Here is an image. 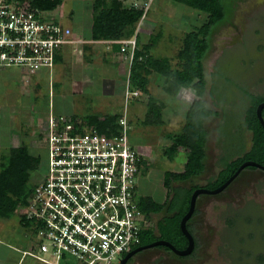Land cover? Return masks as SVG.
Listing matches in <instances>:
<instances>
[{"label":"rangeland","instance_id":"obj_1","mask_svg":"<svg viewBox=\"0 0 264 264\" xmlns=\"http://www.w3.org/2000/svg\"><path fill=\"white\" fill-rule=\"evenodd\" d=\"M3 1L32 6V0ZM96 1L61 0L55 10L45 11L49 23L71 29L73 34L72 44L56 50L53 69L0 68V172L8 166L13 150L24 145L42 161L32 172L31 183L42 179L47 164L43 135L46 125L39 119H47L50 110L71 119L104 120L121 117L126 107L130 139L147 160L138 193L164 203L171 195L164 185L165 173L183 172L188 160L187 148L179 147L172 156L167 152L174 144L171 136L183 130L195 92L188 88L176 95L168 94L164 77L149 68L135 69L128 53L119 59L114 57L119 50L110 51L109 42L94 41V20L106 9H97ZM145 2L150 3L147 16L135 25L129 39L136 38L138 47L144 48L150 59H167L173 70L180 69L178 54L185 35L201 26L206 15L170 0H126V7ZM223 4L226 19L215 27L204 60L205 101L214 112L205 123L209 139L206 170L193 181L175 183L174 187L205 186L223 169L224 159H235L251 148L252 133L246 128L245 117L251 106L249 95L264 97V0H224ZM157 34L160 38L154 41ZM106 68H110L109 74ZM120 72H125L121 84ZM114 73L120 79L113 86ZM104 84L109 89H103ZM238 133L247 139L246 149L237 147ZM196 208L198 213L191 226L199 248L194 259L184 262L181 257L157 252L151 262L264 264L263 171L244 169L223 192L201 195ZM21 209L19 204L15 211L18 216L0 219V236L12 245L23 243L20 238H24L33 247L38 233L33 235L21 222ZM161 216L149 217L147 228L156 229ZM152 252L137 254L133 264H144V258ZM61 264L77 261L66 257Z\"/></svg>","mask_w":264,"mask_h":264},{"label":"built area","instance_id":"obj_2","mask_svg":"<svg viewBox=\"0 0 264 264\" xmlns=\"http://www.w3.org/2000/svg\"><path fill=\"white\" fill-rule=\"evenodd\" d=\"M3 2L0 68L53 69L56 50L73 42L72 30L49 23L45 12L27 4ZM134 9L145 19L150 3L134 4ZM110 43L133 60L136 38ZM45 125L46 172L32 184L20 212L30 232L38 233L36 249L26 254L44 264H60L66 257L78 264H120L149 229L138 193L145 158L130 139L126 115L115 132L102 133L51 110Z\"/></svg>","mask_w":264,"mask_h":264},{"label":"trees","instance_id":"obj_3","mask_svg":"<svg viewBox=\"0 0 264 264\" xmlns=\"http://www.w3.org/2000/svg\"><path fill=\"white\" fill-rule=\"evenodd\" d=\"M174 3L182 4L188 8L200 11L206 15V20L199 26L187 32L183 40V47L178 54L180 69L173 70L169 60H152L146 50L138 47L134 53L135 69L149 68L166 80L165 91L168 94L176 95L181 89L192 88L195 98L186 113L185 124L180 134L171 136L173 146L167 152V156H172L179 147L187 148L189 156L185 169L181 173L167 171L164 175V185L170 189L171 195L164 203H158L150 197H140L139 206L146 217L160 214L164 211L168 216L157 223L156 229H145L140 238L141 247L145 244L154 243L157 240H166L177 249L185 250L188 247V239L182 233L181 221L190 209V202L193 193L200 189L216 190L223 186L247 161H254L264 166V127L262 126L257 108L264 103V97L249 95L251 106L245 117V125L252 133V146L248 152L243 153L235 159L223 160V169L219 171L215 179L210 180L205 186H173L175 183H187L203 175L206 170L208 133L205 123L210 115L206 105L205 96L207 92V78L204 60L210 50V37L215 27L226 19L224 0H170ZM61 4V0H32V8L43 12L55 10ZM96 8L102 6L106 8L94 20L93 40L117 42L129 39L135 25L142 19L143 11L134 7H124L121 0H97ZM160 38L157 34L154 41ZM119 47L115 43L111 45ZM138 77L134 76V80ZM154 107V106H153ZM216 114V113H215ZM264 117V110H263ZM120 118V117H119ZM119 118H109L98 120L91 118L82 120V124L96 126L102 133L115 132L118 128ZM76 117L72 119L75 121ZM147 160L142 159V172L147 166ZM42 161L39 157L30 154L29 148L21 146L13 150L8 166L0 172V218L9 219L14 214L19 204L25 205L33 192L31 183L32 172ZM251 171L259 170L254 167L246 168ZM147 171V170H146ZM196 209L189 220L187 227L191 233L194 229L191 226L192 220L197 216ZM25 227L30 228V222L23 220ZM197 243V244H196ZM198 241L195 239V248ZM136 249V248H135ZM133 249V250H135Z\"/></svg>","mask_w":264,"mask_h":264},{"label":"water","instance_id":"obj_4","mask_svg":"<svg viewBox=\"0 0 264 264\" xmlns=\"http://www.w3.org/2000/svg\"><path fill=\"white\" fill-rule=\"evenodd\" d=\"M263 110H264V103L260 104V106L257 108L258 118H259L262 126L264 127ZM249 167H254V168L259 169V170L264 172V166L260 165L257 162H254V161H247L244 164H242V166H240V168L237 170V172L220 188H218L216 190H208V189L200 188V189L196 190L193 193V196H192L191 202H190V209H189L188 213L184 216V218L181 221L182 233L185 235V237L188 239V242H189L187 249L178 250L170 242L164 241V240H160V241L154 242L152 244L136 248L135 250H133L132 252L127 254L125 256V258L121 261L120 264H127V262L131 258H133L135 255H137L138 253H140V252H142L144 250H147L149 248L158 247V246L168 247L169 249L174 251L178 256L185 257V256L191 255L194 252V249H195V238L190 233V231L188 230L187 224H188L189 220L191 219V217L193 216V214H194V212L196 210L198 198L201 195H206V194L216 195V194H219V193L223 192L227 187H229L237 179V177L240 175V173L244 169L249 168Z\"/></svg>","mask_w":264,"mask_h":264},{"label":"crops","instance_id":"obj_5","mask_svg":"<svg viewBox=\"0 0 264 264\" xmlns=\"http://www.w3.org/2000/svg\"><path fill=\"white\" fill-rule=\"evenodd\" d=\"M121 1H122L123 5H125V7H126V0H121ZM100 43H102V45H104V42H100ZM110 44L111 43H109V45ZM113 46L114 45L112 44L111 49H109L110 51L113 49L119 50V53L118 52L114 53V54H116V55H114V57L117 56V58L123 59V57H122L123 54H121L120 48L116 47V46L113 47ZM104 50H105V48H104ZM124 56L126 57V55H124ZM114 63H116L115 60H114ZM109 69L110 68H108V69L106 68V74L110 73ZM113 70H115V68ZM124 74H125V72H123V73L120 72V75H122V79L120 80V84L122 83ZM111 76H112L111 77V83L114 86L115 84H113V83L114 82L118 83V81H119L118 79H120V78H119L118 74H115V73H114V75H111ZM104 81L106 82V79ZM78 82L79 81H77L73 84H77ZM104 85L105 86L103 87V89L104 88L109 89V86H107L106 84H104ZM125 108H123V110L121 112L122 113L121 117L126 115V109ZM54 114H56V113H54ZM56 115H58V114H56ZM78 119H80V118H78ZM43 123H45V122H43ZM251 146H252V143H251ZM151 193H153V192H150V194ZM140 196L142 197V196H148V195H140ZM149 196H151V195H149ZM14 215L18 216L16 213ZM0 219H2V218H0ZM20 239L23 240L24 242L23 243H16L15 245H12V244H9L8 242L4 241V238L0 236V264H44V263L38 261L37 259L33 258L32 256L26 254L30 250L32 251V250L36 249L35 242L33 241L34 246L30 247V242L27 239H24V238H20ZM7 254L9 255L8 258L3 256V255H7Z\"/></svg>","mask_w":264,"mask_h":264},{"label":"flooded vegetation","instance_id":"obj_6","mask_svg":"<svg viewBox=\"0 0 264 264\" xmlns=\"http://www.w3.org/2000/svg\"><path fill=\"white\" fill-rule=\"evenodd\" d=\"M39 120H41V121H43V122H46L47 120H48V118L47 119H45V118H43V119H39ZM239 135V136H238ZM238 135L236 136V141H237V147H239V148H241L242 150L243 149H246V147L248 146V141H247V139L244 137V136H242L241 134H239L238 133ZM261 171V170H260ZM181 186H183V185H181ZM197 209V208H196ZM160 215H162L161 216V219L159 220V221H162V220H164L167 216H168V213L166 212V211H164V212H162V213H160ZM196 217V216H195ZM158 221V222H159ZM157 222V223H158ZM191 233V232H190ZM193 236H194V238L195 239H197L196 238V235H195V232L194 233H191ZM157 241H160V240H157ZM157 241H155V242H157ZM164 241H166V240H164ZM150 244H152V243H150ZM197 244V243H196ZM146 245H149V244H145V245H143V246H146ZM198 248H199V244H198V247L197 248H195L194 249V252L191 254V255H189V256H185V257H182V256H178L174 251H172L171 249H169L168 247H164V246H158V247H152V248H149V249H147V250H144V251H142V252H146V253H149L150 251L152 252V251H154L155 253L154 254H151V255H149V257H147V258H144L146 261H145V263L144 264H157L158 263V259L157 260H155V261H153V262H151L152 261V259H151V257H153L157 252H163V253H165L166 255H168L169 257L170 256H173V255H175V256H178V257H181L180 259H183V261L185 262V261H189V260H193L194 259V257H195V253H196V251L198 250ZM177 249V248H176ZM187 249V248H186ZM178 250H181V249H178ZM142 252H140V253H142ZM153 253V252H152ZM139 254V253H138ZM136 256V255H135ZM134 256V257H135ZM134 257L133 258H131L128 262H127V264H133L134 262L132 261L133 259H134ZM143 258H139V260H142ZM130 261H132V262H130Z\"/></svg>","mask_w":264,"mask_h":264},{"label":"clouds","instance_id":"obj_7","mask_svg":"<svg viewBox=\"0 0 264 264\" xmlns=\"http://www.w3.org/2000/svg\"><path fill=\"white\" fill-rule=\"evenodd\" d=\"M197 207V206H196Z\"/></svg>","mask_w":264,"mask_h":264}]
</instances>
